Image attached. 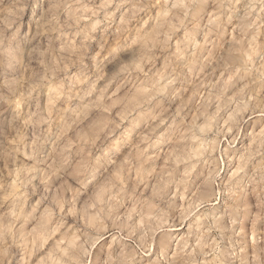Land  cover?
Wrapping results in <instances>:
<instances>
[{
	"label": "clouds",
	"instance_id": "9594fccd",
	"mask_svg": "<svg viewBox=\"0 0 264 264\" xmlns=\"http://www.w3.org/2000/svg\"><path fill=\"white\" fill-rule=\"evenodd\" d=\"M207 5L0 0V186L12 176L16 185L0 206V264H175L174 230L185 224L202 264H234L221 257V243L244 234L253 207L264 216V174L252 185L242 168L232 172L241 125L249 113L264 120V96H225L231 115L214 129L200 127L202 112H172L169 102L223 95L237 73L264 92V0H214L215 22L201 42ZM244 88L246 98L255 92ZM176 133L198 137L200 160ZM174 155L188 169L183 176ZM200 163L212 176L192 192ZM257 255L264 264V241L240 264Z\"/></svg>",
	"mask_w": 264,
	"mask_h": 264
},
{
	"label": "rangeland",
	"instance_id": "374dc122",
	"mask_svg": "<svg viewBox=\"0 0 264 264\" xmlns=\"http://www.w3.org/2000/svg\"><path fill=\"white\" fill-rule=\"evenodd\" d=\"M180 3L185 2V0H179ZM90 7V6H89ZM215 11L214 0H208L207 5V15L206 21L207 30L202 32L199 39L204 42L205 38L210 35L211 27L215 22L213 13ZM199 55L197 49L193 47L190 53L187 65L185 66V71L188 76H192V72H188V66H195L198 62L196 57ZM238 80H243V84H238ZM244 84L248 85V88H255V92L249 94L246 98L244 92L248 89L244 88ZM150 93L145 91L143 93L144 99L148 98ZM195 95V93H193ZM201 97H207L206 99H198L193 105L191 101H188L187 105L183 104H173L169 102V110L175 112L178 108H183V112L187 113L191 110L193 116L198 112H202L203 116L200 121V127L202 129H214L217 120L223 116V120H220L221 125L228 120L231 113L226 114L227 103L225 102V96L231 100L235 101L239 98L241 101L246 102L247 99H259L264 96V92L257 85L252 84L243 75L237 73L228 82L226 87L223 89V95L213 94L210 91H202ZM235 106V105H233ZM111 111V110H110ZM115 115L120 118L125 115L121 111H116ZM153 115H160L158 112H153ZM103 118L98 117L95 123L99 126L103 124ZM123 123L126 125L128 122L124 120ZM143 138V133L139 134L136 139L139 142ZM174 138L179 143L185 145V152L192 156L196 160H200L202 157V147L201 143H198V137L195 135L187 136L186 134L176 133ZM235 145L238 149V155L236 159V164L232 168V172H237L239 169L243 171L239 172L241 176H244L246 182L255 185L262 174H264V120L258 118V116L249 113L245 117L244 122L241 125L239 136L235 141ZM71 150V149H69ZM166 152H175V145H170L165 148ZM149 157H158L157 153H153L151 149L148 152ZM176 160V171L177 176H183L185 172L188 171L182 164L179 163L182 157L175 156ZM144 163L157 162L154 160H145ZM192 176L196 177L195 183H189L188 187L191 188L192 192L197 191V187L201 181L209 179L212 176L211 170L203 163L197 164L195 169L192 171ZM6 189V190H5ZM16 196V185L15 177H8L5 181L4 186H0V206H7L10 201H12ZM188 193L182 191L180 193V202L183 203ZM255 198H250V204L256 205ZM244 234L235 237L234 240H225L221 243V257L230 258L234 261V264H240V257L244 256L245 251H252L256 248V241H264V216H261L256 207L252 209V216L250 219L246 220L244 225ZM239 231V229H237ZM178 235L172 244V249L170 256L175 259V264H184V260L195 261L196 264H202V261L207 259L201 252L200 255H196L197 245L196 242L189 235L188 225L185 224L184 227L176 228L174 230ZM186 253H192L191 256H186ZM240 254L237 256L236 254ZM246 258V257H245ZM262 257L257 255L255 257V264H260Z\"/></svg>",
	"mask_w": 264,
	"mask_h": 264
}]
</instances>
